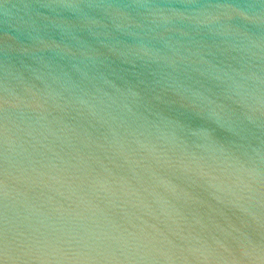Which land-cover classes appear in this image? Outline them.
Returning a JSON list of instances; mask_svg holds the SVG:
<instances>
[{"label":"water","instance_id":"water-1","mask_svg":"<svg viewBox=\"0 0 264 264\" xmlns=\"http://www.w3.org/2000/svg\"><path fill=\"white\" fill-rule=\"evenodd\" d=\"M0 264H264V0H0Z\"/></svg>","mask_w":264,"mask_h":264}]
</instances>
